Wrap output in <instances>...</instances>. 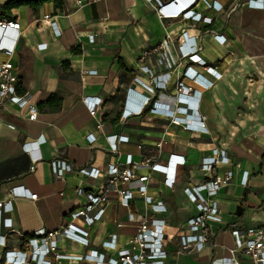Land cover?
Wrapping results in <instances>:
<instances>
[{
  "label": "crops",
  "instance_id": "crops-1",
  "mask_svg": "<svg viewBox=\"0 0 264 264\" xmlns=\"http://www.w3.org/2000/svg\"><path fill=\"white\" fill-rule=\"evenodd\" d=\"M6 1L0 0V19H15L20 29L13 53L0 51V62L10 60L15 65L19 92L31 95L37 117L28 120L25 109L8 101L0 108V201L18 186L36 193L37 198H13L12 210L1 212L4 243L0 238V264L6 250L21 247L25 237L37 229L52 232L69 224L87 232L88 242L85 245L64 237L55 253L75 256L97 250L114 256L115 251H105L102 242L115 235L116 249L128 247L138 226L127 220L129 213L164 219L165 264H210L234 249L232 230L264 225V10L247 7L246 0H183L185 4L192 1L196 12L210 17L208 23L160 17L153 0H96L81 6L74 0H62L60 7L46 2L37 8L21 5L3 13ZM45 15L52 17L58 32L43 21ZM184 32L195 37L200 47L197 54L206 65L221 74L219 79L205 74L213 81L208 89L182 76L190 65L180 59L177 48ZM93 34L94 41L89 43L88 36ZM215 34L224 37L223 43L214 39ZM4 36L9 42L12 32ZM38 44L45 47L38 50ZM164 44L177 62L171 69L158 63ZM145 51L148 54L143 55ZM142 65L156 73L171 72L166 89L155 93L154 99L160 103L175 107L180 81L200 91L199 112L205 116L206 132L184 129L166 117L146 112L122 117L129 90L146 94L136 81L149 80L140 70ZM192 66L202 72L197 64ZM252 81L256 84L251 85ZM51 94L61 97L58 108L43 103ZM86 97L101 99L94 115L84 102ZM99 122L104 124L102 129L97 128ZM90 133L95 135L92 143ZM110 135L127 140L118 142L117 150L112 151ZM214 148L225 150L231 164H218L214 172L201 173L197 169L200 160ZM129 154L135 175L148 176L145 195L152 202L162 201L165 212L151 211L137 191L139 184L117 183V190L132 193L127 206L121 204V195L112 191L99 220L90 225L82 218L72 220L70 213L85 204L77 189L97 193L108 166L124 167ZM170 155L184 159V164L175 168L172 188L164 185L162 173L145 163L157 156V163L165 164ZM55 160L70 163L73 170L56 177L50 167ZM85 166L97 169V177L79 172ZM226 170L232 171L231 183L215 197L221 221L206 222L214 244L197 252H178V235L187 219L197 213L183 189L215 175L222 177ZM6 221L10 228L3 224ZM234 256L240 264H253L238 251ZM47 260L49 264H92L84 259L55 258L54 254L47 255Z\"/></svg>",
  "mask_w": 264,
  "mask_h": 264
},
{
  "label": "built area",
  "instance_id": "built-area-1",
  "mask_svg": "<svg viewBox=\"0 0 264 264\" xmlns=\"http://www.w3.org/2000/svg\"><path fill=\"white\" fill-rule=\"evenodd\" d=\"M95 1L74 0V4L81 6ZM153 1L157 6V13L160 17L180 16L184 19L211 22L210 17H203L201 13L193 9L194 3L198 0H194L191 6H187L183 0H170L166 3H163L161 0ZM206 4L208 7H213V3ZM244 4L251 9L264 10V0H246ZM218 9H221V5ZM43 21L53 26L54 30H56L55 22L50 15H45ZM19 29L20 24L17 20L0 19V51H4L7 54L13 53ZM8 32H12V38L9 42L5 40L4 36ZM56 32L58 31L56 30ZM213 37L218 43H223L224 41L222 35L215 34ZM88 41L89 43L94 41V34L88 36ZM44 45L38 44L37 49L41 50L45 47ZM177 48L180 59L190 63L182 73L185 79L190 80L202 89H208L213 85V81L208 79L205 74L215 79L220 78L221 74L214 68L207 66L205 61L197 54L200 47L197 45L195 37H188L186 32H184L182 34V42L178 44ZM146 54H148L146 51L143 52V55ZM158 63L165 65L168 69L173 68L177 64L176 60L168 52L165 44L160 53ZM192 64H197L203 73L194 68ZM140 70L149 77L148 82L136 79L146 94L133 89L129 90L123 102L122 117L141 116L146 112L151 115L166 117L184 129L199 132L207 131L204 125L205 116L199 112V90H192L182 81L178 82L176 85V105L172 108L169 104L160 103L154 99L157 90L166 89L171 72L168 70L164 73H156L148 65H142ZM90 72L93 73L95 71ZM20 86V79L15 65L10 60L0 62V108L8 101L19 109H25L28 120H35L37 117V106L31 102V95L29 93L19 92ZM84 102L87 103L89 113L94 115L96 107L101 103V99L94 97V100H92L86 97L84 98ZM191 122L194 123L192 124ZM103 126L104 124L97 123L98 129H102ZM107 138L110 141L112 151L117 150L118 142L127 140L125 136L117 137L116 135H110ZM88 139L89 142H94L95 135L90 133ZM31 144L34 147L36 146V142ZM23 147L26 148V145H23ZM145 163L150 165L152 171L162 173L164 175V185L172 188L176 179L175 168L180 164H184V159L182 156L170 155L165 164H159L157 163L156 156L149 157L145 160ZM131 164L132 157L129 154L126 156L124 167L120 168L117 165H109L105 175V182L97 193H88L84 192L83 189H77V194L84 198L85 204L82 208L72 211L70 218L72 220L82 218L86 225L99 220L103 215L104 206L109 202V194L112 191H117L121 195V204L127 206L132 193L129 189L117 190V183L139 184L137 191L140 195L144 196L145 202L150 204L151 211L155 213L165 212L166 209L162 201L152 202L151 198L145 195L147 189L145 182L148 180V176H136L130 167ZM218 164H231V162L225 150L214 148L208 156L200 160L197 169L201 173L214 172V167ZM50 167L56 177H61L65 172L73 170L70 163L62 160L52 161ZM79 172L93 178L99 174L97 169L90 166L79 169ZM231 180L232 171L226 170L222 177L215 175L209 180L186 186L183 189L184 194L195 204L197 213L187 219L184 231L178 235V252H197L205 246L214 244V238L211 236L206 222L221 221L215 197L221 188L231 183ZM246 181L245 177L242 184H245ZM16 197L35 200L37 194L20 186L12 188L8 193V197L0 201V225L2 222L1 212L11 211L12 199ZM127 220L138 223L135 234L128 239L127 248L116 249L115 235H111L107 240L102 242V247L105 251H115L116 254L114 256H109L104 252L99 253L97 250H91L84 255L75 256L55 253L57 243L64 237L81 241L85 245L88 242L86 238L87 232L80 229L77 230L73 225L69 224L60 230L52 232L46 231L44 228L37 229L31 235L25 237L21 247L6 250L3 255L2 264H49L50 261L47 260V255L49 254H54L55 258L84 259L90 261L92 264H165L168 252L164 248V219L129 213ZM3 224L8 228L11 227L10 221L3 222ZM231 235L234 240V249L230 250V255L214 258L210 264H240L234 256L236 251L250 258L253 264H264V225L252 230L234 229L231 231ZM0 238L3 240L1 242L4 243V236L0 235Z\"/></svg>",
  "mask_w": 264,
  "mask_h": 264
},
{
  "label": "trees",
  "instance_id": "trees-1",
  "mask_svg": "<svg viewBox=\"0 0 264 264\" xmlns=\"http://www.w3.org/2000/svg\"><path fill=\"white\" fill-rule=\"evenodd\" d=\"M46 2H53L55 7H60L63 3L62 0H7L2 5L1 8L3 13H7L10 11V9L19 7L21 5H26L29 6L30 8H37L38 6ZM60 101H61L60 96L51 94L43 103L50 106L54 104V107L58 108ZM238 213H240L239 209H238Z\"/></svg>",
  "mask_w": 264,
  "mask_h": 264
},
{
  "label": "rangeland",
  "instance_id": "rangeland-1",
  "mask_svg": "<svg viewBox=\"0 0 264 264\" xmlns=\"http://www.w3.org/2000/svg\"><path fill=\"white\" fill-rule=\"evenodd\" d=\"M254 78H256V76H254ZM254 80V79H253ZM256 83H254V81L251 82V85H255Z\"/></svg>",
  "mask_w": 264,
  "mask_h": 264
},
{
  "label": "clouds",
  "instance_id": "clouds-1",
  "mask_svg": "<svg viewBox=\"0 0 264 264\" xmlns=\"http://www.w3.org/2000/svg\"><path fill=\"white\" fill-rule=\"evenodd\" d=\"M192 3H193V2L191 1V3H187L186 5H187V6H191V5H192Z\"/></svg>",
  "mask_w": 264,
  "mask_h": 264
}]
</instances>
